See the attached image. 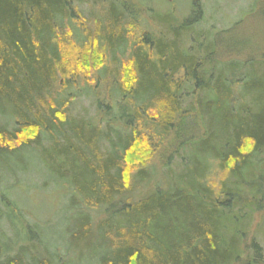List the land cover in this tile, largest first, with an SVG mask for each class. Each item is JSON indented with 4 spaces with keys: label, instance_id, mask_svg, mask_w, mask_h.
<instances>
[{
    "label": "trees",
    "instance_id": "1",
    "mask_svg": "<svg viewBox=\"0 0 264 264\" xmlns=\"http://www.w3.org/2000/svg\"><path fill=\"white\" fill-rule=\"evenodd\" d=\"M116 1L0 0V264H69L59 247H83L82 264L263 263L249 233L264 212V60L220 59L216 34L196 29L199 0L182 19L150 9L157 34ZM88 2L105 11L98 31L81 24ZM82 94L92 120L66 115ZM166 142L180 170L131 199ZM21 152L34 171L8 164ZM43 171L65 198L49 238L12 199Z\"/></svg>",
    "mask_w": 264,
    "mask_h": 264
},
{
    "label": "rangeland",
    "instance_id": "2",
    "mask_svg": "<svg viewBox=\"0 0 264 264\" xmlns=\"http://www.w3.org/2000/svg\"><path fill=\"white\" fill-rule=\"evenodd\" d=\"M119 1H122L134 13L128 12L126 20L133 25L139 34L143 31H145L144 33L157 34L162 33L164 30L158 18L154 19L151 17L152 11L150 9L161 14L170 11L173 19H182L193 0H117L116 2L119 4ZM198 9L201 12V21L197 24L196 29L201 30L207 36L216 34L219 43L217 47L219 49L218 57L220 59L264 60V0H199ZM79 10L82 13L81 24L84 23V26L91 29L92 32L98 31L99 27L106 26L105 11L100 3H84L79 5ZM65 107L66 115L76 116L85 121L92 120L93 117L98 116L93 102V95L91 97V94L88 96L84 94L77 96L76 99L71 100V104H65ZM4 108L6 107L1 104L0 112ZM6 110H9V108L7 107ZM4 119L0 118V121ZM9 121L8 125L11 128L12 123ZM106 132L104 131V133ZM110 135L115 139L112 132ZM36 150L37 152L40 151L39 148H36ZM20 154L19 162L8 159V164L16 169L29 168V170L32 171L33 169L34 171L36 164L33 162L31 155L23 154L22 152ZM171 154L172 149H170V145L167 142L156 150L150 160V164H152L150 169L153 170L152 178L141 185L131 183L132 193L128 195L131 199L148 193L156 186H164V183H167L170 170H180L182 162L180 163V160L176 157L170 160ZM22 174L23 171L18 172V175L16 174L15 176L20 178ZM220 177V174H211V183L217 185V180ZM44 182L47 184L39 187ZM25 184L28 185L25 197L18 195L12 197V199L16 200V206L23 214V218L28 217L31 220L32 233L37 237L44 235L47 238L53 233L59 235V226L63 223L60 211H65L63 208L64 193L59 191L60 188L49 182L45 171L42 172L38 180H31L27 183L25 182ZM90 216L91 219H94L97 216V210H91ZM55 219L56 222L53 223ZM254 224V230L249 233V238L254 237V240L261 247L263 253V263L261 264H264V212L256 217ZM92 225L93 233L94 222H92ZM35 248H37V245H35ZM59 248L55 252L59 255V258H55L56 261L66 263L69 260V264H82L84 257H86L84 256L86 254H84L83 247H71L69 251L65 248Z\"/></svg>",
    "mask_w": 264,
    "mask_h": 264
}]
</instances>
